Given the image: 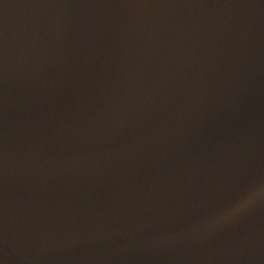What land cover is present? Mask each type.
<instances>
[{"label":"water","instance_id":"obj_1","mask_svg":"<svg viewBox=\"0 0 264 264\" xmlns=\"http://www.w3.org/2000/svg\"><path fill=\"white\" fill-rule=\"evenodd\" d=\"M264 185V0H0V264H204Z\"/></svg>","mask_w":264,"mask_h":264},{"label":"clouds","instance_id":"obj_2","mask_svg":"<svg viewBox=\"0 0 264 264\" xmlns=\"http://www.w3.org/2000/svg\"><path fill=\"white\" fill-rule=\"evenodd\" d=\"M264 194V185H261L259 188H257L256 190L250 192L247 197L242 200L238 205H236L235 207L228 209L225 211L224 215L228 216L233 214L234 212L238 211L239 208H242L243 206H245V204L251 202L252 200H254L257 196Z\"/></svg>","mask_w":264,"mask_h":264}]
</instances>
